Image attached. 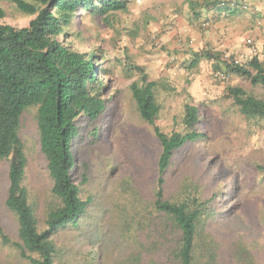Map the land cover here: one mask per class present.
<instances>
[{"label": "rangeland", "instance_id": "rangeland-1", "mask_svg": "<svg viewBox=\"0 0 264 264\" xmlns=\"http://www.w3.org/2000/svg\"><path fill=\"white\" fill-rule=\"evenodd\" d=\"M216 1L228 0H127L125 11L108 19L80 18L61 37L74 49H96L103 56L99 76L107 99L98 119L77 120L74 178L81 197L91 202L76 225L53 236L63 264H119L135 249L129 234L121 232L123 219L136 213L132 199L140 207L152 200L160 145L138 113L130 89L137 75L129 66L142 67L156 81L160 111L155 122L164 132L181 129L186 103L203 116L197 125L203 136L175 151L164 173L165 197L212 198L215 216L206 231L219 242L223 263L233 262L229 245L240 241L264 264V179L259 168H264V118L245 119L227 91L237 86L263 97L264 89L226 68L231 61L264 59V0H244L249 7L235 14L218 10ZM1 5L5 17L0 23L28 24L31 16L22 14L14 0ZM193 54L198 55L197 65L188 68ZM121 64L126 68L121 70ZM108 67L112 72L104 74ZM216 70L226 72L225 81L215 78ZM35 114V107L23 113L20 137L27 159L24 184L43 227L53 199L52 181L40 152ZM7 166L0 160V225L16 240L17 221L4 205ZM0 264L26 262L0 240Z\"/></svg>", "mask_w": 264, "mask_h": 264}, {"label": "trees", "instance_id": "trees-1", "mask_svg": "<svg viewBox=\"0 0 264 264\" xmlns=\"http://www.w3.org/2000/svg\"><path fill=\"white\" fill-rule=\"evenodd\" d=\"M243 1V0H240ZM0 0V19L5 11ZM17 9L31 16L28 24L14 27L0 23V160L8 163L6 209L17 221V238H10L0 225L3 245L14 247L26 264H63L53 236L67 225H76L84 215L90 197L82 198L75 182L76 162L73 141L77 120L93 122L105 111L104 81L100 79L103 56L95 50L82 52L66 43L64 36L80 18L125 11L127 0H14ZM195 1H193L194 3ZM196 3V2H195ZM194 3V4H195ZM228 1H216L218 10L238 13ZM246 4V1H244ZM199 56H211L201 53ZM191 55L188 68L197 65ZM124 68V64H121ZM109 68V67H108ZM105 68L104 74L112 70ZM217 68V66H215ZM228 72L249 79L264 89V59L256 56L244 64L226 65ZM137 75L130 84L140 117L159 142L157 178L152 200L140 207L132 199L135 215L123 219L122 233L129 234L135 249L119 264H224L220 244L206 231L213 220V199L188 196L177 200L165 197L164 173L175 151L203 136L197 128L202 114L197 106L183 107L180 130L164 132L155 122L160 105L155 97L156 81L148 79L142 67L129 66ZM229 96L245 119L264 118V96L257 97L241 87H228ZM28 107L36 108L40 152L52 181V201L46 208L43 227L29 201L24 184L27 159L20 137L21 117ZM264 179V168L259 167ZM231 264H263L240 241L229 245Z\"/></svg>", "mask_w": 264, "mask_h": 264}, {"label": "built area", "instance_id": "built-area-1", "mask_svg": "<svg viewBox=\"0 0 264 264\" xmlns=\"http://www.w3.org/2000/svg\"><path fill=\"white\" fill-rule=\"evenodd\" d=\"M228 7L233 9V8H238L240 10L242 9H247L249 6L246 4H244V0L243 1H240V0H228V3H227ZM202 25H205V23H203ZM246 43L248 45H250L251 47H253V44H252V41L251 39H247L246 40ZM224 57H227L228 55H223ZM214 76L217 80L219 81H225L226 78H227V75H226V72L223 71V70H216L215 73H214Z\"/></svg>", "mask_w": 264, "mask_h": 264}]
</instances>
